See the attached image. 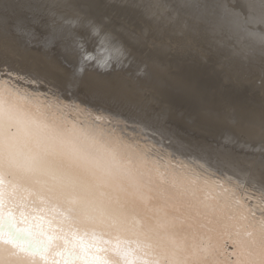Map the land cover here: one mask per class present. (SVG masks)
I'll list each match as a JSON object with an SVG mask.
<instances>
[{"label":"rangeland","instance_id":"rangeland-1","mask_svg":"<svg viewBox=\"0 0 264 264\" xmlns=\"http://www.w3.org/2000/svg\"><path fill=\"white\" fill-rule=\"evenodd\" d=\"M31 1L23 0L25 5L18 8L21 16L18 10L13 13L8 8L5 15L6 6H0V10L3 9L0 22H8L0 24V41L6 45L0 44V59L7 56L16 61L21 54L22 66L35 60L33 65L41 66L45 74L48 72L46 82L50 84L54 80L50 92L44 84L11 78L13 92L20 93L14 97L27 101L21 107L29 117H34L35 112L49 116L48 124L42 127L44 134L50 133L48 125L55 120L64 130L70 126L69 116L79 126L91 117L92 138L88 144L76 148V153L88 154L91 164L105 160L101 170L105 174L118 176L119 173L124 179L130 176L138 182L143 180L142 187L133 185V195L148 193L145 198L141 196L148 205L185 223L190 251L203 256L218 252L227 260L229 254L221 243L231 237L229 242L234 244L232 250L237 259L247 258L249 264H264V200L261 199L264 197V164L259 161L260 154H253L264 147V41L250 38L231 19H226L221 5L239 7L240 1L195 0L206 9L201 12L181 6L192 0H168L177 21L153 19L146 13L144 0H97L95 10L84 7L80 0H33L35 4ZM11 2L7 5L11 6ZM42 4L53 11L52 22L77 18L93 20L129 54L123 64L108 72L92 66L86 68L83 77H79L81 83L77 82L81 105L69 99L71 108L65 102L58 108L47 109L49 101L52 102L49 97L55 96L53 90L58 88L63 93L73 77L67 69V60L75 54L71 41L64 53L54 51L52 54L16 43L9 37L7 28L11 22L25 19L22 9L39 8ZM12 13L21 18L14 20ZM37 18L24 22L43 20V17ZM170 22H175L173 27ZM255 30L264 32V25L256 26ZM75 31L83 33L79 28ZM53 39L49 38L45 45H54ZM27 52L32 56L28 58ZM48 55L52 56L47 59ZM171 70L179 74H175V78L167 77ZM101 83L122 93L120 98L115 102L93 98L91 92ZM35 85L48 90L44 100L38 99ZM9 98V95L0 96V103L12 105ZM107 113L119 114V119L109 120ZM237 125L240 130L234 136L239 141L231 143L226 135ZM137 136L141 142L132 139ZM49 137L53 142V137ZM121 145L130 147L117 153ZM143 146L149 148L146 149L149 153L147 157L142 155L144 160L140 161L134 156L137 148L144 149ZM132 161L138 166L133 167Z\"/></svg>","mask_w":264,"mask_h":264},{"label":"bare ground","instance_id":"bare-ground-1","mask_svg":"<svg viewBox=\"0 0 264 264\" xmlns=\"http://www.w3.org/2000/svg\"><path fill=\"white\" fill-rule=\"evenodd\" d=\"M10 1H12L11 6L6 5V7L8 6V11L11 10L13 13H16L14 11H17L18 8L21 9L24 4L23 0H9V3ZM80 1L84 7L93 10L98 9L97 0ZM144 1L146 13L150 14L153 19L166 18L177 21L176 14L171 4L167 2L168 0ZM239 1L241 4L243 3V0ZM32 4L35 3L32 2ZM26 6L28 5L26 4ZM165 7H168L169 11L164 12ZM30 8L32 7L30 6L27 10L22 9L25 14V19H21L24 30H17L15 27L17 22L12 21L11 26L9 25L7 28L10 34H8L9 37L13 38L16 43L30 45V47L33 46L34 49H39L43 52L53 54L56 51L64 53L71 46L69 37L73 29L64 22H52L51 18H54L55 15L52 10L45 8L43 4L39 8ZM19 11L21 10H18L17 13ZM18 14L20 15V13ZM19 15L13 14L11 18L14 20L17 17L21 18V15ZM39 16L43 17L41 22H24L29 21L31 17L38 19L37 17ZM173 16H175V19H172ZM225 17L228 20L230 19L228 16ZM19 18L16 20H19ZM7 23L0 22V24L6 25ZM174 23L170 22V25L173 27ZM138 36L140 35L138 34ZM52 37L54 38V45L51 47L46 46V41ZM10 41L8 42L10 43ZM36 53L34 52L33 55L36 56ZM54 55L55 57L57 56V54ZM30 56H32V53L28 58ZM15 57L17 58V56ZM28 58L27 60H29ZM56 60L59 61L55 58ZM76 60L77 53L75 52L74 56L67 60L69 61L67 65L69 74L74 73ZM29 62L32 64L31 61ZM29 62L28 64H30ZM52 68H50V71ZM55 72H58V70ZM175 74L178 75V71L171 70L167 77L173 78ZM11 78L8 77L7 83L0 85V93H2L0 96L9 95L8 101L11 104L13 103L10 106L0 103V169L3 170L2 182H0V224L3 225L10 221L11 224L9 225L13 226L15 231L21 233V235L13 240L6 229L0 231V264H249V259L239 260L235 257V252L232 250L234 244L229 242L232 240L231 237L226 242L221 243L229 254L227 260L222 259L221 254L218 252L212 251L203 256L190 251V242L186 237L187 227L185 223H179L171 214L148 205L144 201L148 193L133 195L135 189L133 185L142 187L143 180L138 182L137 178L134 179V177L130 176L127 177L128 179H124V175L119 173L117 174L118 176L105 174L101 171L105 167V160L93 163L102 167L97 169L95 168L96 166L90 163L88 154L82 155L80 153V155L76 153V148L80 145L88 144L87 141L92 138V131H90L92 122L89 121L91 117H88L87 122L83 126H79L72 121V116H69L68 119L70 118V120L67 123L70 126L67 129L64 128V130H61L63 127L59 128L60 122L58 125L55 120L52 125L51 122L50 126L48 125L50 133L44 134L42 127L44 124H48L49 116L38 115L35 112L34 117L33 115L29 117L28 113L21 107L27 101L14 97V95H19L20 93L13 92V79ZM61 79L59 78V80ZM79 80L80 78L76 79L73 75L72 79H70V84H77ZM179 82L181 81L179 80ZM63 85L65 84L63 83ZM184 85L182 84L183 87H185ZM40 87L42 88L41 85H37L35 88L38 91H35H37L38 99L44 100L46 97L45 92H48V90L43 88L46 90L43 91ZM10 90L13 92L12 94L8 93ZM53 91L55 96L49 97L52 102L49 101L50 104H48L49 107L47 109L58 108L60 104L65 102L70 107L68 105L70 100L66 95L62 96L57 91ZM239 127L237 125L234 131L229 133L230 135H226L227 141L231 143L237 142L238 137H235L234 134L240 130ZM49 136L53 137V142L49 139ZM136 138L138 139V136L132 139L136 141ZM139 141L141 142V140ZM130 146H118L119 150L117 153L125 151ZM146 149L149 148L147 146L144 149L137 148L135 151L136 156L134 157H139V160L143 161L144 157L142 155L147 157L149 153ZM247 150L249 149L247 148ZM32 152L40 154L48 161V171H37L19 163L27 159ZM253 154L262 156L264 147L258 148ZM259 161H261L260 158ZM132 162L131 165L133 164L132 166L134 167L136 161ZM261 162L264 164V161ZM181 169V173H184L185 170ZM67 184L77 185V191L66 194L65 186ZM145 185L148 186V184ZM141 196H144V198ZM26 229L29 232H26ZM25 233L28 236L26 241L24 238L26 237ZM29 243H33L34 246L32 247L34 249L37 248L35 253H33L31 247L27 248ZM181 251L185 253L179 254ZM42 255L45 258L43 261H41Z\"/></svg>","mask_w":264,"mask_h":264},{"label":"snow or ice","instance_id":"snow-or-ice-1","mask_svg":"<svg viewBox=\"0 0 264 264\" xmlns=\"http://www.w3.org/2000/svg\"><path fill=\"white\" fill-rule=\"evenodd\" d=\"M9 3H5V0H0V6H6ZM183 7L192 8L201 12L206 9L199 3L192 0L187 4L181 5ZM224 8L226 15L231 21L239 28H241L250 38H259L264 41V32L256 31V26L264 25V0H243V3L237 6L221 5ZM5 15L7 14V7L4 8ZM169 11L168 7H165L164 12ZM63 19V18H61ZM175 19V16L172 17ZM64 23L68 24L73 32L69 39L72 42V47L77 53V60L74 65V77L79 79L83 75L88 66H92L97 70L108 72L118 64H123L128 57L124 46L120 44L115 38L108 32L104 31L101 25H98L91 19L77 18L75 20H65ZM16 29L19 31L24 30L23 21H18ZM82 29L83 33L75 31L76 29ZM91 41V44H89ZM8 77H15L19 80H27L33 84H44L46 88L51 91V85L48 84L47 76L44 69L39 65L24 64L19 60H10L7 56L0 59V85L7 83ZM72 89H75L73 91ZM60 95H66L69 99L73 100L77 105H81V101L78 99L79 85L69 84L65 87L63 93L56 90ZM122 93H118L113 90L109 85L101 83L96 89L91 92V96L96 99L106 100L109 102H115L120 98ZM109 120L116 118L119 119V114L107 113ZM261 161H264V155L261 156ZM22 166L31 168L37 171H48V161L44 159L40 154L32 152L31 155L19 162ZM3 170L0 169V182H2ZM66 194H71L77 191V185L67 184L65 186ZM264 200V197H261ZM2 227V224H0Z\"/></svg>","mask_w":264,"mask_h":264},{"label":"water","instance_id":"water-1","mask_svg":"<svg viewBox=\"0 0 264 264\" xmlns=\"http://www.w3.org/2000/svg\"><path fill=\"white\" fill-rule=\"evenodd\" d=\"M19 205H20V204H19ZM9 212H10V211H9ZM9 224H11L10 221L7 222V223H5V224H3L2 227H0V231L6 229V230L9 232V235L11 236V238H13V240H14L15 238L19 237V236L21 235V233L16 232V231H15V228H14L13 226L9 225ZM26 232H29V230L26 229ZM30 232H31V230H30ZM96 233H97V232H96ZM23 236H24V235H23ZM25 236H26V237H24V238H25V241H26V238L28 237V236H27V233H25ZM50 238H51V237H50ZM32 246H34L33 243H32V244L29 243V245H28L27 248L31 247V250L33 251V253H35V251L37 250V248L34 249V247H32ZM41 257H42V258H41V259H42L41 261H43V260L45 259V258H44V255H42Z\"/></svg>","mask_w":264,"mask_h":264}]
</instances>
